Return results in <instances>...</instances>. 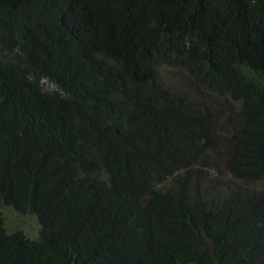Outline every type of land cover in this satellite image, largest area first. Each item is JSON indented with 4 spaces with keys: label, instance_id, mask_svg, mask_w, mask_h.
I'll use <instances>...</instances> for the list:
<instances>
[{
    "label": "trees",
    "instance_id": "trees-1",
    "mask_svg": "<svg viewBox=\"0 0 264 264\" xmlns=\"http://www.w3.org/2000/svg\"><path fill=\"white\" fill-rule=\"evenodd\" d=\"M262 180L264 0H0V264H264Z\"/></svg>",
    "mask_w": 264,
    "mask_h": 264
},
{
    "label": "rangeland",
    "instance_id": "rangeland-1",
    "mask_svg": "<svg viewBox=\"0 0 264 264\" xmlns=\"http://www.w3.org/2000/svg\"><path fill=\"white\" fill-rule=\"evenodd\" d=\"M185 78H186L185 74L181 72L168 74V81H172L174 85H183L187 87L188 81ZM43 88L46 91H54L56 89V87L48 81L43 82ZM224 133L226 135L230 134V130L226 132L225 130L223 131L221 130V134ZM243 184L257 189H264V180L249 184H245V183ZM1 210L3 211L6 217L7 227L9 228V230L11 231L24 230L26 235L30 238H35L38 235L39 225L34 217L21 216L11 208H2Z\"/></svg>",
    "mask_w": 264,
    "mask_h": 264
}]
</instances>
